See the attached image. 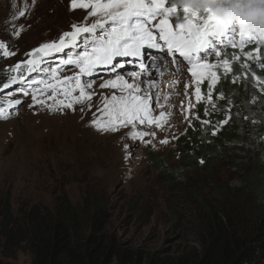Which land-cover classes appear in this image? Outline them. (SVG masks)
Here are the masks:
<instances>
[{
  "label": "rangeland",
  "instance_id": "rangeland-1",
  "mask_svg": "<svg viewBox=\"0 0 264 264\" xmlns=\"http://www.w3.org/2000/svg\"><path fill=\"white\" fill-rule=\"evenodd\" d=\"M70 3L71 0H0V41L15 53L8 57L0 53V70H10L25 61L29 58L26 53L57 40L63 32L72 30V24H90L95 19L85 20L88 10H71ZM21 12L24 15H20ZM171 22L175 27L177 22ZM214 40L209 37L193 56L198 61H218L220 57L213 53L217 47ZM62 55L49 60L45 67H56ZM189 67L188 64L180 65L179 74L175 68L164 65L160 66L159 74L150 70L155 77L154 89L148 90L153 114L159 117L160 112H164L166 120L160 127L138 124L135 130L149 133L143 139L129 136L133 131L131 126L101 132L92 125L93 119L102 115L99 110L104 107L105 97L110 99L114 93L127 94L119 89L99 87L105 80L114 79V75L94 80L81 77L83 84L91 82L93 85L86 89L93 93L91 100L83 103L73 100L79 92L70 96L60 93L51 99L49 91L37 94V100L43 103L33 104L31 94L24 96L17 90L20 85L16 86L2 99L7 118L0 121V201L10 200L11 209L17 212L24 206L36 204L54 207L57 197L64 192L74 203L80 202L85 192L91 191L92 195L105 199L112 216L113 232L122 244L146 252L162 250L164 255L170 256L193 247L192 239L175 227L178 221L188 223L185 203H176L177 195L168 189L149 158L151 151L161 158L175 152L178 140L196 118V85ZM78 71L74 66H64L58 77L63 79ZM133 71L138 69L125 64L120 73ZM11 72L17 77L21 73ZM172 78L175 79L168 80ZM125 79L142 90H145L142 82L149 81V77L140 75L135 78L125 75ZM9 100L22 103L8 108ZM61 102H71L72 107L65 108ZM189 103L193 107L185 111ZM165 139L168 143H161ZM177 160L176 153L174 165ZM31 260L29 253L23 250L15 263L30 264Z\"/></svg>",
  "mask_w": 264,
  "mask_h": 264
},
{
  "label": "trees",
  "instance_id": "trees-1",
  "mask_svg": "<svg viewBox=\"0 0 264 264\" xmlns=\"http://www.w3.org/2000/svg\"><path fill=\"white\" fill-rule=\"evenodd\" d=\"M257 41L246 44L244 52L259 47L264 61V44ZM220 51L218 61L229 59L232 71L216 69L212 103L206 79L196 118L175 152L165 158L149 153L177 195L176 203H185L188 223L178 221L175 227L192 239L193 247L170 256L124 245L113 232L104 198L86 191L74 203L64 192L50 208L36 204L13 212L10 200L0 201V264H16L23 250L31 256L30 264H264V69L246 61L239 48L221 46ZM233 54L240 59H231ZM245 62L247 69L241 67ZM12 74L0 70V86ZM18 85L0 91V103ZM226 115L228 122L218 126ZM204 120L211 124H202Z\"/></svg>",
  "mask_w": 264,
  "mask_h": 264
},
{
  "label": "snow or ice",
  "instance_id": "snow-or-ice-1",
  "mask_svg": "<svg viewBox=\"0 0 264 264\" xmlns=\"http://www.w3.org/2000/svg\"><path fill=\"white\" fill-rule=\"evenodd\" d=\"M70 8L88 10L85 20L88 17L95 19L90 24H72V30L63 32L57 40L43 43L26 53L29 58L10 69L21 74L18 77H10L0 86V91L19 84L17 90L24 96L31 94L33 104L43 103L37 100L38 93L44 95L51 91L50 98L55 99L60 93L70 96L79 92L78 96H73V100L75 103H83L85 100H91L93 93L86 89H91L93 85L91 82L83 84L81 77H92L98 71H106L109 76L114 75L115 78L105 80L99 87L119 89L121 93L127 94L114 93L110 99L105 97L104 107L99 110L101 117L92 121V125L101 132H114L118 128L131 126L133 131L129 136L132 139H143L149 133L135 130L138 124L162 126L166 113L160 112L159 117L154 116L149 91L142 90L139 86L134 87L133 83L125 79V75L131 78L138 75L148 76L149 86L153 87L155 77L151 75L149 68L155 69L159 74L161 64L165 67L175 65V72L179 74L180 58L190 66L188 71L196 85V101L199 103L204 99L199 85L207 79L210 81L208 102L212 103L211 89L218 80L216 69L223 67L225 72H231L232 67L227 58L217 63H209L207 59L198 61L193 56V53L207 43L209 37H214L217 41V47L213 51L216 57H221V46L230 45L232 48H239L246 61L254 60L255 67L264 69L259 47L254 52H244L245 45L258 44L257 39L249 34L244 25L227 23L211 7L201 12L187 6L178 8L171 0H71ZM20 15L24 13L21 12ZM174 18L182 19L183 22L173 27L171 21ZM14 34L19 35L18 32ZM66 49L69 51L66 52ZM0 53L4 57L15 55L3 41H0ZM59 54L63 55L56 62V67H45L49 60ZM168 57H171V60H168ZM118 58H128L127 63L133 64L138 71L121 74L119 69L124 68L125 63ZM231 59L239 60L240 57L233 54ZM149 60L152 61L151 65ZM64 66H74L79 71L73 76L61 79L58 72ZM241 67L247 69L249 65L245 62ZM22 69L28 75H24ZM33 73L36 75L33 76ZM185 87L187 88V85ZM220 98H223V94ZM21 103V100H9L7 107L12 108ZM61 103L65 108L72 107L71 102ZM192 107L189 103L185 111ZM225 112L228 113V110L225 109ZM205 115H209L207 108ZM6 118L5 106L0 103V119ZM228 119L230 115L218 122V126L227 123ZM201 123L211 124V121L204 120ZM212 134H216V129H213ZM161 143L166 144L168 140H162Z\"/></svg>",
  "mask_w": 264,
  "mask_h": 264
},
{
  "label": "clouds",
  "instance_id": "clouds-1",
  "mask_svg": "<svg viewBox=\"0 0 264 264\" xmlns=\"http://www.w3.org/2000/svg\"><path fill=\"white\" fill-rule=\"evenodd\" d=\"M171 3L181 9L187 6L201 12L214 8L227 23L244 25L250 35L264 44V0H171ZM179 23L182 22L178 20Z\"/></svg>",
  "mask_w": 264,
  "mask_h": 264
},
{
  "label": "bare ground",
  "instance_id": "bare-ground-1",
  "mask_svg": "<svg viewBox=\"0 0 264 264\" xmlns=\"http://www.w3.org/2000/svg\"><path fill=\"white\" fill-rule=\"evenodd\" d=\"M214 46H217V44H215ZM183 59V58H182ZM169 68H171V66L169 67ZM153 68H151V69H149V72H152V71H150V70H152ZM155 70V69H154ZM152 76L154 75V74H151ZM142 77H146V78H148V76H142ZM139 79V78H138ZM175 78H172V79H168V80H174ZM143 83V87H145V89L146 90H151V89H154L153 87L155 86V83H154V86L153 87H150L149 85H150V82L148 81V80H146V81H144V82H142ZM141 83V84H142Z\"/></svg>",
  "mask_w": 264,
  "mask_h": 264
}]
</instances>
